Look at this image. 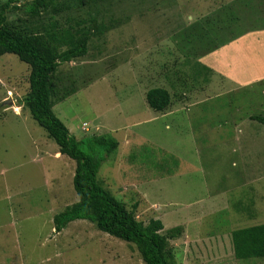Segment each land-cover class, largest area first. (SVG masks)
Instances as JSON below:
<instances>
[{"label": "rangeland", "instance_id": "1", "mask_svg": "<svg viewBox=\"0 0 264 264\" xmlns=\"http://www.w3.org/2000/svg\"><path fill=\"white\" fill-rule=\"evenodd\" d=\"M80 1L8 21L26 33H89L86 56L53 74L52 102L77 139L118 143L99 183L143 225L162 222L173 264H264L236 260L231 243L232 231L264 224V126L250 120L264 117V81L237 88L198 63L224 38L264 27V0ZM252 53L246 75L259 80L264 44ZM28 76L15 55L0 56V264H144L88 221L54 232L53 216L78 200L75 162L49 159L57 145L22 106ZM153 88L169 92L165 111L146 104Z\"/></svg>", "mask_w": 264, "mask_h": 264}, {"label": "trees", "instance_id": "2", "mask_svg": "<svg viewBox=\"0 0 264 264\" xmlns=\"http://www.w3.org/2000/svg\"><path fill=\"white\" fill-rule=\"evenodd\" d=\"M58 1L29 0L20 4L16 0H0V56L13 54L29 67V90L22 106L55 142L58 153L75 162L72 186L78 200L53 216L54 232L60 233L74 221H88L99 231L133 244L144 264H173L168 257L167 237L161 233L162 222L151 220L143 225L98 181L99 169L118 143L96 136L77 139L53 112L52 97L57 92L52 76L60 65L86 56L89 33L70 29L57 34L26 33L8 21L10 14L18 12L36 17ZM68 96H60L58 101ZM145 101L150 109L162 112L170 105L171 97L167 90L153 88L146 92ZM250 120L264 126L263 116L254 115ZM231 243L236 260L264 259V224L232 231Z\"/></svg>", "mask_w": 264, "mask_h": 264}, {"label": "crops", "instance_id": "3", "mask_svg": "<svg viewBox=\"0 0 264 264\" xmlns=\"http://www.w3.org/2000/svg\"><path fill=\"white\" fill-rule=\"evenodd\" d=\"M235 1L236 0H234V2ZM225 5L226 7L228 6L227 8H233L236 6L234 8L237 9L239 7L238 3L233 5L228 3ZM225 5H221V7ZM232 22L229 23L232 24ZM229 23H226V26L219 32V35L225 31ZM260 44H264V27L245 31L234 37L232 35V37L224 38V40L217 43V46H213V49L207 51L202 57H200L198 63L201 66L210 68L214 75L233 83L231 85L237 88L251 86L254 85L251 84L252 82L264 81V62L261 64V67L263 68V73L260 72L261 79L254 80L259 75L253 77L246 75L248 72H252V59L254 57L252 52ZM240 45L243 46L239 48ZM248 46L249 48H246ZM238 53L239 55H233ZM43 154H46V152L44 151ZM62 157L63 156L58 153V148L55 149L52 154H49V159L53 160L54 163Z\"/></svg>", "mask_w": 264, "mask_h": 264}, {"label": "built area", "instance_id": "4", "mask_svg": "<svg viewBox=\"0 0 264 264\" xmlns=\"http://www.w3.org/2000/svg\"><path fill=\"white\" fill-rule=\"evenodd\" d=\"M83 129L86 130V124H83Z\"/></svg>", "mask_w": 264, "mask_h": 264}]
</instances>
